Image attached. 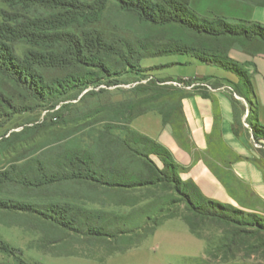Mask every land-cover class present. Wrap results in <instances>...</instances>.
<instances>
[{"label":"rangeland","instance_id":"1","mask_svg":"<svg viewBox=\"0 0 264 264\" xmlns=\"http://www.w3.org/2000/svg\"><path fill=\"white\" fill-rule=\"evenodd\" d=\"M221 3L230 2L192 0L190 8L198 16L212 19L216 9L226 10L227 6L222 7ZM5 9L0 0V12ZM91 27L105 36L130 38L133 34L127 29L154 37L165 35V28L141 25L115 10L112 4L103 20ZM168 32L173 37L174 32ZM27 48L23 43L15 45L21 56ZM199 65L204 68H198ZM150 66L153 68L146 69ZM203 69L207 75L228 74L189 55H161L143 59L139 67L130 71L114 70L108 76H100L56 104L29 100L24 104L26 110L0 116V264H264V230L222 227L217 221L207 220L197 228L202 240L195 238L180 218L186 207L173 184L167 181L121 193L106 190L101 196L104 200L95 203L79 200L81 184H52L57 171L55 163L68 150L83 149L97 162L115 166L120 163L123 169L132 171L136 163L122 154L123 148L117 142L106 145L99 133L109 125L110 136L126 137V127L115 122L126 120L123 105H130V114L157 107L161 104L156 99L158 94L171 92L176 84L186 85L183 79L194 78ZM40 73L47 83L64 75L55 70ZM207 81L211 86L220 84ZM9 86L0 80L2 92L17 94ZM246 125L250 132L247 122ZM260 141L255 142L262 146L259 151L264 156ZM158 165L161 166L159 162ZM39 172L45 173V178L40 179ZM50 206H58L66 219L78 223L91 217V226L97 225L113 235L118 231L132 233L120 234L110 241L87 237L76 232L75 229L83 231L80 226L72 225L74 229L69 230L40 217L41 213L55 214V208L49 212ZM118 215L125 219L119 220ZM238 231L242 233L232 240L231 246V234ZM106 257L109 258L104 262Z\"/></svg>","mask_w":264,"mask_h":264},{"label":"trees","instance_id":"2","mask_svg":"<svg viewBox=\"0 0 264 264\" xmlns=\"http://www.w3.org/2000/svg\"><path fill=\"white\" fill-rule=\"evenodd\" d=\"M190 1L2 0L7 9L0 12V80L10 85L9 89L13 88L17 94H6L0 89V116L7 112L15 114L26 110L28 107L24 104L29 100L56 104L60 98H70L71 92L82 90L96 82L100 76H108L114 70L123 72L139 67L140 61L145 58L183 54L238 77L239 82L234 92L248 104L249 115L246 122L250 127V135L254 141L264 140V126H256L249 119L250 113L255 109L247 70L250 64H239L228 58L231 49L259 52L264 50V25L225 17H200L191 10ZM111 4L115 10L133 17L141 25L165 28V35L154 37L136 34L127 29L133 34L130 38L105 36L99 29L91 26L103 20V15ZM168 30L174 32L173 37H170ZM177 33L182 34L185 40H176ZM18 43L28 46L22 56L15 49ZM41 70L61 71L64 75L47 83L40 73ZM171 93L173 91L161 92L156 99ZM150 108L130 114V105H123L122 113L126 120L115 119V122L125 126L130 119ZM159 112L165 122L172 114L180 113L178 107L171 106L160 109ZM233 114V131L236 134L242 125L235 102ZM111 128L106 125L99 136L106 145L117 142L122 148H126L120 150L128 156L127 159L136 163L132 171L115 168L112 164L105 166L108 162H97L89 151L79 150L68 152L61 159L62 165L69 170L67 173L63 169L61 172L56 171L52 182L70 178L88 180L97 186H104L106 190L121 193L167 181L173 184L175 192L183 201L185 214L180 218L195 237L202 239L197 228L207 220L217 221L222 227L236 225L264 230V217L205 199L191 183L182 182L170 154L160 145L128 128L125 129L126 137H112ZM150 155L159 159L161 169L149 159ZM32 171H35L34 167ZM40 176L45 178V173L41 172ZM54 208L56 212L53 216L41 213L43 218L69 230H72V225L80 226L83 231L75 229L76 232L87 237L110 241L120 234L132 233L118 231L113 235L97 225L91 226V217L86 222L78 223L66 219L58 206H50L49 212H53ZM44 209L49 207L45 206ZM117 218L125 219L119 216ZM241 233H232L231 242ZM233 245L234 241L231 243Z\"/></svg>","mask_w":264,"mask_h":264},{"label":"crops","instance_id":"3","mask_svg":"<svg viewBox=\"0 0 264 264\" xmlns=\"http://www.w3.org/2000/svg\"><path fill=\"white\" fill-rule=\"evenodd\" d=\"M225 1L230 3L225 5L221 3L220 6H227V12L222 8L216 9L211 17H225L264 25V0ZM176 38L178 41L185 40L180 33H177ZM228 58L239 64H250L247 70L255 109L250 113L249 119L256 126H264V50L259 52L231 49L228 52ZM149 68L153 67L146 69ZM198 68L204 67L199 65ZM228 74L226 76L207 75L203 69L202 73L198 72L194 78L183 79L204 83L212 90L188 89L189 85L177 86L171 89L173 93L166 94L160 99L159 106L151 107L141 115L133 117L125 127L163 147L177 166L178 178L182 182L195 186L205 199L229 205L246 213L264 216V156L259 151L260 148L254 147L250 132L244 125L249 115V107L246 101L234 92L239 79L235 74ZM207 79L220 84L211 86ZM233 102L236 103L240 112L242 125L236 134L233 131L235 126ZM170 106L178 107L180 113L172 114L165 122L159 110ZM260 142L264 145V140ZM79 150L83 149L68 151ZM149 159L159 169L162 168L156 156L150 155ZM62 164L61 160L55 163L57 171L61 172L63 169L67 173L69 168H65ZM117 165L113 167L124 168L120 163ZM39 178L41 179V176ZM62 181L81 184L80 201L95 203L104 200L101 198L106 191L104 186H97L88 180L71 178L52 182V184ZM39 216L43 217L41 214ZM118 216L121 217V215ZM108 258L106 257L104 262Z\"/></svg>","mask_w":264,"mask_h":264},{"label":"built area","instance_id":"4","mask_svg":"<svg viewBox=\"0 0 264 264\" xmlns=\"http://www.w3.org/2000/svg\"><path fill=\"white\" fill-rule=\"evenodd\" d=\"M187 82L186 85H189L188 86V89H194V88H206L208 90H212V88H210L208 85L204 84V83H201V82H194V81H189V80H185ZM177 86H184V84H176ZM245 127H247L246 124H244ZM251 140L253 142V145L255 148H261L254 140H253V137L251 136Z\"/></svg>","mask_w":264,"mask_h":264}]
</instances>
